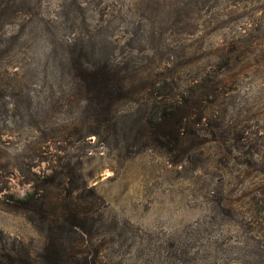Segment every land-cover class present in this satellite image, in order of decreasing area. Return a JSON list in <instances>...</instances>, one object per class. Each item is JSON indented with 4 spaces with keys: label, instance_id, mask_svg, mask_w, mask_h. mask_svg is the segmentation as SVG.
<instances>
[{
    "label": "rangeland",
    "instance_id": "1",
    "mask_svg": "<svg viewBox=\"0 0 264 264\" xmlns=\"http://www.w3.org/2000/svg\"><path fill=\"white\" fill-rule=\"evenodd\" d=\"M7 1L1 194L62 199L76 189L85 208L91 189L97 219L118 229L79 242L95 264H264V0ZM73 44L101 45L132 73L138 92L114 106L115 118L143 124L157 100L151 84L196 105L179 151L143 148L149 135L136 125L88 134L65 58ZM18 242L33 254L44 245L23 212L0 202V247Z\"/></svg>",
    "mask_w": 264,
    "mask_h": 264
},
{
    "label": "trees",
    "instance_id": "2",
    "mask_svg": "<svg viewBox=\"0 0 264 264\" xmlns=\"http://www.w3.org/2000/svg\"><path fill=\"white\" fill-rule=\"evenodd\" d=\"M7 2L0 5L2 10L10 9L8 4L12 1ZM65 58L70 73L78 79L85 109L90 116L88 134L94 136L101 124H104L105 132L115 130L120 134L131 132L136 125L143 130L144 135H149L143 148L162 150L166 154L179 151L177 144L180 132L184 131L183 121L196 105L183 100L178 94L174 99L168 97L167 101L163 87L151 84L152 93L157 96V100L152 104L151 113L143 124L138 119L130 122L124 117L115 118L114 106L121 100L131 101L132 96L138 92V88L135 91L133 82L128 83L132 75L128 72V66H120V63L109 60L102 52L101 45L87 49L73 44L67 50ZM81 58L88 60L81 63ZM159 138L167 140L161 141ZM134 142L138 143V139L131 141L135 144ZM135 146L141 149L139 145ZM84 190L89 199L85 208L75 203L77 199L84 198L85 193L72 196L74 191H71L67 198L49 199L35 189L22 197L1 194L0 190V202L10 210L23 212L35 231L44 239L42 249L36 254L32 253L27 244L20 242L17 246L0 247V264H95V255L91 254L93 250L79 242L84 238L91 240L94 237L115 235L118 229L115 222L108 224L101 218L97 219V216L99 218L103 215L99 203H96L97 197L91 189ZM73 235L79 236L80 240L72 238Z\"/></svg>",
    "mask_w": 264,
    "mask_h": 264
}]
</instances>
